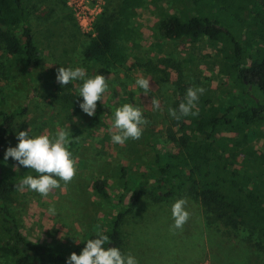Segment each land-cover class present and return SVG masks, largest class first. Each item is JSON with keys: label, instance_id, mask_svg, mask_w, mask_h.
Wrapping results in <instances>:
<instances>
[{"label": "rangeland", "instance_id": "rangeland-1", "mask_svg": "<svg viewBox=\"0 0 264 264\" xmlns=\"http://www.w3.org/2000/svg\"><path fill=\"white\" fill-rule=\"evenodd\" d=\"M123 1L99 0L101 13L112 21H121L117 44L118 52L124 56L121 64L105 67L84 58L93 36L80 31L66 0H24L39 52L37 67H29L0 48V113L23 109L6 135L0 165V175L15 184L5 202L20 233L30 243L65 257L96 231H107L115 214L127 208L133 187L145 183V193L120 227L122 254H131L138 264H264V250L255 246V236L242 228L208 223L200 200L192 194L182 192L155 199V161L178 150L182 123L192 125L191 115L179 121L169 115L170 108L178 110L189 87L205 89L194 109L199 112L197 118L220 115L230 107L234 114L253 100L264 105L256 89L246 90L236 78L229 40L167 38V18L184 12L190 17L219 20L244 47L246 66L264 57V41L255 36L260 25L254 16H237L218 0H139L121 13ZM259 19L264 33V13ZM15 34L20 36L19 28ZM59 67H83L88 77L97 74L108 79V91L97 102L95 115L88 116L76 108L74 97L79 98L82 81L60 85L56 80ZM140 77L150 80L147 96L135 84ZM153 97L160 102V109L155 111L150 105ZM125 103L141 108L149 123L139 140L113 144L109 131L113 114ZM58 128L71 133L73 142L69 148L77 162L75 178L63 191L54 190L47 198L28 190L18 191L19 181L35 172L12 158L5 160L6 150L17 146L19 131L29 130L31 137L52 136ZM241 133L248 134L246 143ZM241 133L223 131L222 136L231 137L241 151L246 145L252 147V159L258 162L251 168L243 155L235 166L240 172L247 169L254 175L256 167L264 166V121L243 125ZM97 180L104 182L107 197L96 192ZM181 198L188 201L186 210L190 216L174 234L170 231L174 223L171 207ZM51 206L56 209L54 216L48 213ZM5 235L0 220V239ZM0 264L15 263L0 253Z\"/></svg>", "mask_w": 264, "mask_h": 264}, {"label": "trees", "instance_id": "trees-1", "mask_svg": "<svg viewBox=\"0 0 264 264\" xmlns=\"http://www.w3.org/2000/svg\"><path fill=\"white\" fill-rule=\"evenodd\" d=\"M138 1L124 0L121 13L138 4ZM218 1L237 16H254L252 18L260 25L255 36L264 41L259 19L264 13V0ZM28 18L24 0H0V48L22 59L29 67H37L39 52ZM120 25V20L112 21L104 12L100 13L95 20L94 37L84 50V58L105 67L121 64L124 56L117 49ZM17 28L20 29V36L15 34ZM164 34L170 39L196 40L206 37L211 41L229 40L232 44V63L239 83L246 90L249 87L256 89L264 98V57L246 66L244 47L219 20L196 15L190 17L184 12L171 14L164 24ZM82 102L83 98L74 97L77 109H80L79 104ZM232 109L227 108L220 115L193 116L190 118L192 125L181 124L184 129L177 139L178 150L168 152L163 160L155 161V199L170 198L182 192L192 194L200 200L208 223L220 222L231 229H245L249 235L255 236V246L264 250V162L263 168L256 167L254 175H250L247 169L238 171L235 163L240 156L245 155V159H249L247 166L258 160L252 159L254 153L251 146L246 145L245 151H241L231 137L222 136L223 131L235 130L239 134L243 125L264 121V105L253 100L251 104L244 103L234 114ZM22 112L23 109L18 108L9 114L0 113V165L6 135L14 117ZM240 135L246 143L248 134ZM32 175L36 176V173ZM144 184L138 183L133 187L127 208L116 213L110 228L103 232L111 241L106 247L121 249V224L145 193ZM14 186L6 176L0 175V220L6 234L0 239V253L15 264H66L72 253L79 255L87 240L96 238L95 234L88 236L70 249L65 257L55 256L49 248L30 243L20 233L5 202ZM94 188L98 194L107 197L103 181L97 180Z\"/></svg>", "mask_w": 264, "mask_h": 264}, {"label": "clouds", "instance_id": "clouds-1", "mask_svg": "<svg viewBox=\"0 0 264 264\" xmlns=\"http://www.w3.org/2000/svg\"><path fill=\"white\" fill-rule=\"evenodd\" d=\"M56 80L62 86H67L73 81H82L78 95L83 98V102L79 107L88 116L95 115L97 102L102 101L109 87L108 79L103 75L88 77L83 67H59ZM135 84L143 90L145 96L151 91L150 80L147 78L140 77L136 79ZM204 92L202 87H189L178 110L169 109L170 117L179 121L189 115L198 116L199 112L194 109L197 108L199 97ZM150 105L153 111L160 109V102L155 97L151 99ZM148 123L141 108L130 103L123 104L116 108L113 114L109 129L111 142L123 145L129 139L139 140L144 126ZM16 139L19 143L16 147L6 150L4 159L12 158L19 165L36 173V176H24L17 185L18 191L28 190L47 198L54 190L63 191L75 178L77 162L69 148L73 142L69 129L58 128L52 136L41 134L34 137L29 136V130L19 131ZM187 203L186 199L181 198L171 207L174 223L170 226V231L174 234L176 230L182 229L189 219ZM48 213L56 215L55 206L49 207ZM95 236L96 238L87 240L79 255L72 253L66 264H138L134 256L122 254L118 247H106L111 241L102 231H96Z\"/></svg>", "mask_w": 264, "mask_h": 264}, {"label": "built area", "instance_id": "built-area-1", "mask_svg": "<svg viewBox=\"0 0 264 264\" xmlns=\"http://www.w3.org/2000/svg\"><path fill=\"white\" fill-rule=\"evenodd\" d=\"M66 4L71 10L80 31L94 37L95 20L101 13L99 0H66ZM201 264H208V262Z\"/></svg>", "mask_w": 264, "mask_h": 264}]
</instances>
